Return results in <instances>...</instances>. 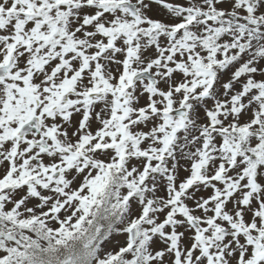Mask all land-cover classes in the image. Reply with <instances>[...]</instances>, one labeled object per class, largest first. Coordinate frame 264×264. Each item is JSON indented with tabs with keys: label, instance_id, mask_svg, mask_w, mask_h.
Masks as SVG:
<instances>
[{
	"label": "snow or ice",
	"instance_id": "obj_1",
	"mask_svg": "<svg viewBox=\"0 0 264 264\" xmlns=\"http://www.w3.org/2000/svg\"><path fill=\"white\" fill-rule=\"evenodd\" d=\"M0 264H264V0H0Z\"/></svg>",
	"mask_w": 264,
	"mask_h": 264
}]
</instances>
